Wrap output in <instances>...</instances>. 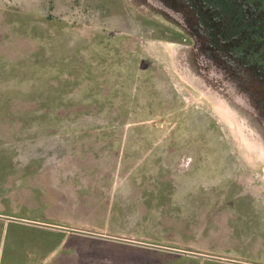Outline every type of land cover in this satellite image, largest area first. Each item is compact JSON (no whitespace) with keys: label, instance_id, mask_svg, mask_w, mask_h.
I'll return each instance as SVG.
<instances>
[{"label":"rangeland","instance_id":"1","mask_svg":"<svg viewBox=\"0 0 264 264\" xmlns=\"http://www.w3.org/2000/svg\"><path fill=\"white\" fill-rule=\"evenodd\" d=\"M215 13L203 0H0V264H190L150 246L204 249L218 213L168 193H254L264 208V76ZM109 177L111 200L84 192ZM147 190L158 198L138 199ZM207 202L264 230L236 200ZM103 205L116 212L81 214ZM104 220L125 238L95 231Z\"/></svg>","mask_w":264,"mask_h":264},{"label":"crops","instance_id":"2","mask_svg":"<svg viewBox=\"0 0 264 264\" xmlns=\"http://www.w3.org/2000/svg\"><path fill=\"white\" fill-rule=\"evenodd\" d=\"M62 176H64L65 179L68 177V172H63ZM63 179V178H62ZM61 179V180H62ZM67 181V180H66ZM62 185H66V183L63 181L61 182ZM96 184V185H95ZM86 188H84L85 193H89L90 198L92 197V193L94 192H99V194H102V199H105V197H109L111 200L112 197L115 196L117 193V190L119 188L117 187V181L115 179H111L110 177L107 179H97V183H94L93 180H89L86 184ZM66 190H69V186L65 187ZM61 190L63 191V188L61 187ZM122 201L120 203V208L116 209V211L120 212V209L123 210L128 205V201L133 199L132 197L134 196V189L131 185L126 186L124 189H120ZM137 193V192H136ZM138 199H144L146 201L149 200V198H154L157 199L159 196V191H145L143 192H138ZM164 194V193H163ZM203 197L204 200V207L198 208L199 210H204V212H216L218 213V217L216 218L219 222L220 225L216 226L215 228H212V230H215L214 232L219 233L217 237L214 236L215 240H212V243H208V247H205L204 249H194V250H183L181 248H178V246H171L167 245L165 241H160L156 242V245L150 246V247H155L161 252H167L171 254H177L180 256H183L184 259L190 260V264H264V230L261 232V226L260 224L258 225L257 231L253 229V233L249 234L246 233L243 227L239 226H229L227 223V217L229 215L228 208H221L219 211H216L217 205L218 204H212L210 202H207V200H215L219 199L220 201L225 198H229L231 201L234 202L236 200V204L242 207L248 206L253 214H256L258 216L259 221H263L262 217H264V208L261 207L260 199L255 197V194L253 193L250 198L246 197V193H224V192H219L218 194L214 193H206V194H197V193H180V192H171L168 193L166 197H168L171 201V206H177L180 210L190 207V206H195L191 202L193 199H197V197ZM88 197V195H87ZM239 200L244 201L240 202L239 204L237 203ZM246 201L249 203H246ZM163 202V201H162ZM111 205V204H109ZM93 206L91 207V211L88 212H83L81 214L85 215H102L105 214L107 216L113 215L114 209L112 210L110 206ZM112 206V205H111ZM86 206L84 205V208ZM196 207H198L196 205ZM96 208L98 211H96ZM102 208V212L100 211ZM114 208V207H113ZM94 210V211H93ZM98 228L95 229V231L109 235H114L115 237H123V235H120L119 233H114L112 234L111 231H113L112 227L110 224L107 222V220L103 221L100 223ZM120 228V227H118ZM255 228V227H254ZM124 230V229H123ZM122 230V231H123ZM120 231V230H119ZM127 231V230H125ZM258 234H256V232ZM109 232V233H107ZM260 235L262 237H260ZM129 237V236H128ZM125 238V237H123ZM127 238V236H126ZM251 238H256L255 240H252ZM126 245V244H125ZM177 245V244H176ZM126 246L130 247H136V248H142L146 249L144 247L140 246H135V245H129L127 244ZM189 247H191L189 245ZM193 247H196L193 245ZM154 250V249H150ZM156 250V249H155ZM181 258V257H179Z\"/></svg>","mask_w":264,"mask_h":264},{"label":"water","instance_id":"3","mask_svg":"<svg viewBox=\"0 0 264 264\" xmlns=\"http://www.w3.org/2000/svg\"><path fill=\"white\" fill-rule=\"evenodd\" d=\"M216 10L215 17L223 21L222 40L239 38L232 47L233 53L248 52L247 64L258 66L264 76V0H203ZM226 93L231 100L252 111L246 105V99L237 95V88L226 84ZM253 115L257 116L255 113Z\"/></svg>","mask_w":264,"mask_h":264}]
</instances>
